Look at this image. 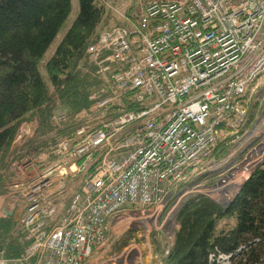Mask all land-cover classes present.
Returning <instances> with one entry per match:
<instances>
[{
  "label": "built area",
  "instance_id": "2783aa9c",
  "mask_svg": "<svg viewBox=\"0 0 264 264\" xmlns=\"http://www.w3.org/2000/svg\"><path fill=\"white\" fill-rule=\"evenodd\" d=\"M113 11L122 22L86 48L98 79L89 106L65 126L66 110H53L65 133L40 159L23 149L39 118L16 131L3 195L20 202L14 235L24 249L0 251V264H85L114 242L125 244L104 262L142 264L152 232L176 225L186 186L237 152L248 92L264 74V0H125Z\"/></svg>",
  "mask_w": 264,
  "mask_h": 264
},
{
  "label": "trees",
  "instance_id": "16d2710c",
  "mask_svg": "<svg viewBox=\"0 0 264 264\" xmlns=\"http://www.w3.org/2000/svg\"><path fill=\"white\" fill-rule=\"evenodd\" d=\"M77 2L78 13L42 74L40 60L69 15L71 0H0V196L13 173L17 154L11 144L19 126L39 118L23 149L43 153L51 131L65 133L54 126L53 110H66L65 126L90 104L98 79L86 48L98 37L101 21L103 28L106 24V7L101 0ZM175 221L178 227L163 264H211L219 254H230L229 264H264V160L227 206L204 193H191L180 201ZM14 229L13 215H1L0 251L6 258L23 254ZM166 245L158 243V250Z\"/></svg>",
  "mask_w": 264,
  "mask_h": 264
},
{
  "label": "rangeland",
  "instance_id": "374dc122",
  "mask_svg": "<svg viewBox=\"0 0 264 264\" xmlns=\"http://www.w3.org/2000/svg\"><path fill=\"white\" fill-rule=\"evenodd\" d=\"M122 1L125 0H107L110 5L108 8L105 9L104 20L110 23V26L117 24V21L115 19H119L118 22L122 21L121 17H114L112 14H110V17L106 19L107 14L109 12L114 13L113 6L118 5ZM77 13L78 2L77 0H71V11L69 15L67 16L61 29L57 33L55 39L53 40V42L51 43V45L40 60V69L42 74L44 73L42 67L44 62L50 57L54 48L57 46V44L63 37L64 33L70 26ZM103 24V21H101V24H99L98 26L99 31L103 28ZM248 98L250 111L247 125L242 134L240 135V138L236 140V142H233V145L237 149V152L233 154L232 151H230L228 155V162L225 165L219 167L218 169L212 171L210 176H204L201 180V184L198 187L192 188L190 185H187L186 192L182 199L191 193H206L214 199H219L218 196L220 194L223 196L224 189H228V191L232 189L231 187L233 185L229 184V181H234L233 176L236 173H238V177H236L235 181H237L236 183L238 184H242L248 178V175L250 174V171L252 169V165H254V163L257 161V159H253L255 155L253 150L256 149L260 144L264 143V74H262V76L259 77V79L256 81L255 86H253V89L248 92ZM28 122H30V120ZM59 135L60 133H56L55 130L51 131L49 133V136L46 137L47 139H49L47 144L49 142H53L56 138H58ZM33 156H36L38 157V159H40L42 158L43 154L39 153L34 154ZM217 158L218 156H215V159ZM5 195L0 196L1 208L2 210L4 209L12 211V215L14 216L13 218H15L14 220L17 221L20 202H14L12 199L6 198ZM232 197L233 196H231L229 199H231ZM174 217L175 213H173V219L175 221ZM176 225L174 222L171 223L170 229L167 230L166 223H164L160 230L152 232L149 238L151 244V254L150 257L146 258L141 256L142 264H163L162 257L155 253L156 251H158L157 244L159 243L161 246H164L165 243L168 244L170 241H173L174 231L178 227H176ZM124 244L125 243H121L119 245L117 242H114L113 244L105 245L102 250L94 254L85 264H96L97 262H101L102 264H114L111 261L104 262V260L107 259V257H109L113 252L120 251ZM225 261V259L216 257L214 264H223Z\"/></svg>",
  "mask_w": 264,
  "mask_h": 264
},
{
  "label": "bare ground",
  "instance_id": "6f19581e",
  "mask_svg": "<svg viewBox=\"0 0 264 264\" xmlns=\"http://www.w3.org/2000/svg\"><path fill=\"white\" fill-rule=\"evenodd\" d=\"M255 86V85H254ZM72 119V118H71ZM262 149H264V143L263 144H261V145H259L256 149H255V151H256V153H255V155L257 154V153H259ZM254 155V156H255ZM237 181H235V182H230L229 184H232L233 186L231 187L232 189L230 190V191H228V189H224V191H223V196L220 194L218 197L220 198V199H222V200H227V199H229L235 192H236V190H237V188L239 187V185L240 184H238V183H236ZM229 184H227V185H229ZM226 185V186H227ZM227 190V191H226ZM226 191V192H225ZM222 197V198H221ZM1 203V202H0Z\"/></svg>",
  "mask_w": 264,
  "mask_h": 264
},
{
  "label": "water",
  "instance_id": "95a60500",
  "mask_svg": "<svg viewBox=\"0 0 264 264\" xmlns=\"http://www.w3.org/2000/svg\"><path fill=\"white\" fill-rule=\"evenodd\" d=\"M241 185H242V184H241ZM241 185L238 187L237 191L234 193L233 197H232L230 200H225V201H217V200H216V202L219 203V204L222 205V206H227V205L231 202V200L235 197V195L238 193V191H239L240 188H241ZM3 212H4V214L7 215V216H11V215H12V211H9V210H4V209H3Z\"/></svg>",
  "mask_w": 264,
  "mask_h": 264
},
{
  "label": "crops",
  "instance_id": "0c3cea01",
  "mask_svg": "<svg viewBox=\"0 0 264 264\" xmlns=\"http://www.w3.org/2000/svg\"><path fill=\"white\" fill-rule=\"evenodd\" d=\"M122 2H124V1H122ZM122 2H120V3H122ZM120 3H119V4H120ZM110 14H112L114 17H118L116 14H114V13H110V12H109V13L107 14L106 19L110 17ZM115 20L117 21V22H116L117 24L122 22V21H121V22H118L119 19H115ZM104 22L106 23L104 27H106V26H110V25H109L110 23H108L106 20H104ZM111 26H112V25H111ZM0 208H1V205H0ZM1 209H2V208H1Z\"/></svg>",
  "mask_w": 264,
  "mask_h": 264
}]
</instances>
